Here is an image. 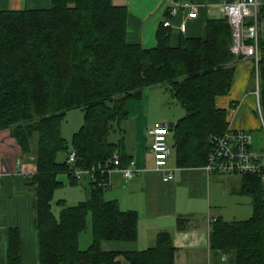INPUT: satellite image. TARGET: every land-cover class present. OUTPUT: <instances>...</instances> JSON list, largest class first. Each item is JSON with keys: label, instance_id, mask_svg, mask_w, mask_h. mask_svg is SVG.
I'll return each mask as SVG.
<instances>
[{"label": "trees", "instance_id": "1", "mask_svg": "<svg viewBox=\"0 0 264 264\" xmlns=\"http://www.w3.org/2000/svg\"><path fill=\"white\" fill-rule=\"evenodd\" d=\"M233 41L232 25L224 15L207 20L205 36L183 35L177 45L172 44L171 27L162 22L156 46L144 47L128 40V7L113 0H52L50 7L0 9V129L9 128L25 154L35 153L37 171L31 184L36 187L40 264H122L120 255L131 264H175L170 230L159 231L145 249L103 247L106 240L136 241L139 221L136 210H124L117 200L104 197L108 187L99 186L103 173L88 177L89 199L74 205L60 199L59 214L52 200L64 185L60 174L77 184V168L104 165L116 152L122 165L128 163L132 156L123 138L109 137L129 117V101L158 85H165L185 109L170 124L177 164L205 166L211 136L229 127L227 110L217 106L216 98L227 95L233 85L239 58L232 51ZM259 44L264 103V31ZM75 107L85 110V122L73 135L78 159L70 164L59 161L58 154L69 147L61 122ZM236 191L252 196L253 215L212 218L210 244L218 252L217 264H264L259 175L242 174ZM90 218L93 240L82 249L80 235ZM190 222V217L180 216L177 228L185 229ZM6 264H26L19 227L9 230Z\"/></svg>", "mask_w": 264, "mask_h": 264}, {"label": "crops", "instance_id": "2", "mask_svg": "<svg viewBox=\"0 0 264 264\" xmlns=\"http://www.w3.org/2000/svg\"><path fill=\"white\" fill-rule=\"evenodd\" d=\"M189 1L198 5L197 17H189L188 10L184 8L177 14L170 15L169 0H113L116 5L128 7V40L144 47L156 46L158 28L165 20L171 22L169 26L172 29V44L177 45L183 35L205 36L207 20L223 16L222 0ZM51 4L52 0H0V9L41 8L50 7ZM183 21L187 23L186 31L180 29ZM254 70L253 57H239L230 92L216 98L217 106L227 110L229 127L252 130L258 127L254 121L257 115L255 113L254 116L253 112L256 103L252 91ZM146 97L147 93H143L141 99ZM135 104H139L140 111L129 118L133 122V139H124L125 151L132 157L124 165L141 168L142 172L128 181L120 171H114L111 175V186L105 189L104 197L107 200H117L124 210L138 212V238L132 242L106 240L102 243L103 247L108 250L145 249L154 244L159 231L170 230L176 246L175 264H217L218 252L212 250L210 244L211 220L219 216L226 219L223 210H220L222 206L217 205L220 204L217 199L220 196L218 185L223 184V189L232 194L233 191L239 193L235 188L232 191L226 183L237 186L241 180L237 181L233 173L227 174L230 177L226 182L224 178H220L225 174L208 172L205 166L181 167L177 164L174 153L171 156L173 158L170 157L168 161V166L174 169V178L166 179V171L155 166L154 154L150 149V131L159 122L149 124L147 118H140L142 111H145L142 100H130L129 113ZM127 123L122 131L128 130ZM169 138L174 144L172 131ZM36 171L35 153L25 154L11 130L0 129V264L7 263L11 227H19L21 231L24 263L40 264L39 234L35 225L36 187L31 184ZM215 174L216 211L211 209L214 198L211 181ZM180 216L191 218L190 225L185 229L177 228ZM238 218L240 217L234 219ZM118 259L122 264H131L124 255H120Z\"/></svg>", "mask_w": 264, "mask_h": 264}, {"label": "built area", "instance_id": "3", "mask_svg": "<svg viewBox=\"0 0 264 264\" xmlns=\"http://www.w3.org/2000/svg\"><path fill=\"white\" fill-rule=\"evenodd\" d=\"M171 14L175 15L182 8L188 10L189 17H197L199 14L198 5L191 1L169 0ZM223 15L228 17L232 29L234 41L232 51L238 57H253L255 61L254 82L256 85L255 94L257 98V114L261 119V129L264 132V103L261 99V78H260V47L259 40L264 31V0H222ZM165 25H171L169 20L164 21ZM182 31H186L187 23L183 21L180 25ZM150 149L154 154L155 166L166 171L165 178H174V169L168 166L169 158L174 153L173 144L170 141V124L166 122L157 123L150 131ZM212 150L205 168L208 172L219 174L233 173H256L262 183L264 195V136L258 146L255 145L254 134L251 129L232 128L221 134L211 136ZM78 159L77 151L72 148L67 161L74 164ZM120 171L128 180H132L141 174V168H133L121 164L119 153L106 164L93 166L92 168H77L75 174L78 178L87 176L91 179L97 172L103 173L104 178L99 186L109 187L114 171ZM95 177V176H94ZM93 180L96 181L95 178Z\"/></svg>", "mask_w": 264, "mask_h": 264}, {"label": "rangeland", "instance_id": "4", "mask_svg": "<svg viewBox=\"0 0 264 264\" xmlns=\"http://www.w3.org/2000/svg\"><path fill=\"white\" fill-rule=\"evenodd\" d=\"M159 87L154 86L150 88H146L144 94L147 93L148 97L144 99H132L135 100V102H139V100L143 101V104H145V112L142 111V115H140V118L145 119L147 118L149 120V124L152 122L154 124V121L158 122H166L169 124H172L176 122L180 117H182L185 114V109L182 107V105L177 101V99L167 90V87L164 85H158ZM255 89L256 85L255 82H253V88L252 91L255 95ZM254 116L255 113L258 117L256 119L254 117V121L256 124V129L252 130L254 134L255 139V145L258 146L259 142L261 141V138L264 136V132L262 129H259L261 127V119L259 118L257 114V98L256 103L254 106ZM139 104H135L131 108V112L129 114V117L122 121L121 128L124 129L125 125L129 124L128 130L125 129V131L122 129L116 128V130L111 132L110 140L112 141H119L121 138H126L128 141H131L133 139V130H132V124L133 122L130 121V117L139 114ZM145 112V113H144ZM147 116V117H146ZM130 118V119H129ZM85 122V110L80 107H75L70 109L66 115L64 116L62 122H61V134L67 139L69 143V147L67 150L61 151L58 154V160L64 161L67 159V157L70 154L71 149L73 148L72 145V138L74 133L84 124ZM116 126V125H115ZM173 158V157H171ZM242 174H236L234 173L233 177L236 178L237 181L241 180ZM230 175H222L220 178H224L225 180L229 179ZM59 179L64 181V185L60 186L56 189L53 200H52V209L55 214H59V211L61 209V205L59 204L60 199H64L67 204L74 205L79 203L80 201H84L90 198L91 196V185L89 184L90 180L88 177L84 176L80 179V181L77 184L71 183V179L66 173L60 174ZM214 179V180H213ZM213 181L211 184V190L213 192V199L211 202V209L216 211V174L212 178ZM226 180V182H228ZM89 181V182H88ZM230 186V189L233 191V189H238L240 185H233L226 183ZM219 193L220 195L217 199L220 201V204H217L220 207V210L222 209L224 212V217L226 219H234L237 217H240L238 219H246L253 215V203H252V196L247 193H237L233 191L234 193H230L227 190L223 189V184L220 183L218 185ZM264 196V195H263ZM221 210V211H222ZM93 240V233L91 228V218L89 227L86 231L82 232L80 235V247L82 249L87 248Z\"/></svg>", "mask_w": 264, "mask_h": 264}, {"label": "bare ground", "instance_id": "5", "mask_svg": "<svg viewBox=\"0 0 264 264\" xmlns=\"http://www.w3.org/2000/svg\"><path fill=\"white\" fill-rule=\"evenodd\" d=\"M238 174H256V173H238Z\"/></svg>", "mask_w": 264, "mask_h": 264}, {"label": "water", "instance_id": "6", "mask_svg": "<svg viewBox=\"0 0 264 264\" xmlns=\"http://www.w3.org/2000/svg\"><path fill=\"white\" fill-rule=\"evenodd\" d=\"M173 146L175 147L176 145H175V144H173Z\"/></svg>", "mask_w": 264, "mask_h": 264}]
</instances>
